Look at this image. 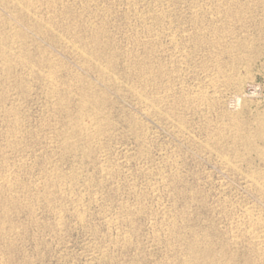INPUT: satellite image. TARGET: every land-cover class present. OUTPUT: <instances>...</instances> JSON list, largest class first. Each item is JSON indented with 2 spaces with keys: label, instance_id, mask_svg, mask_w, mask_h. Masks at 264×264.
Here are the masks:
<instances>
[{
  "label": "rangeland",
  "instance_id": "1",
  "mask_svg": "<svg viewBox=\"0 0 264 264\" xmlns=\"http://www.w3.org/2000/svg\"><path fill=\"white\" fill-rule=\"evenodd\" d=\"M218 263L264 264V0H0V264Z\"/></svg>",
  "mask_w": 264,
  "mask_h": 264
},
{
  "label": "bare ground",
  "instance_id": "2",
  "mask_svg": "<svg viewBox=\"0 0 264 264\" xmlns=\"http://www.w3.org/2000/svg\"><path fill=\"white\" fill-rule=\"evenodd\" d=\"M6 60H7V58H6ZM102 67V66H101ZM103 68V67H102ZM105 68V67H104ZM103 72V71H102ZM92 93V92H91ZM87 98V97H86ZM89 100V99H88ZM100 100V99H99ZM87 102V101H86ZM88 103V102H87ZM91 104V103H90ZM94 111H95V109H94ZM97 112V111H96ZM73 145V144H72ZM59 175V174H58ZM57 175V176H58ZM55 176V175H54ZM9 182V181H8ZM205 253V252H204ZM213 262V261H212ZM219 264V263H218Z\"/></svg>",
  "mask_w": 264,
  "mask_h": 264
}]
</instances>
